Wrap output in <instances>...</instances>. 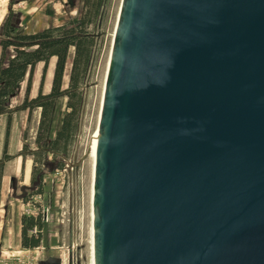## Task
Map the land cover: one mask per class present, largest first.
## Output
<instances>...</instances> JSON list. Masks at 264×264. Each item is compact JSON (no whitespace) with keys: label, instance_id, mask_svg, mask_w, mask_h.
Instances as JSON below:
<instances>
[{"label":"water","instance_id":"water-1","mask_svg":"<svg viewBox=\"0 0 264 264\" xmlns=\"http://www.w3.org/2000/svg\"><path fill=\"white\" fill-rule=\"evenodd\" d=\"M91 217L94 264H264V0H121Z\"/></svg>","mask_w":264,"mask_h":264},{"label":"rangeland","instance_id":"rangeland-1","mask_svg":"<svg viewBox=\"0 0 264 264\" xmlns=\"http://www.w3.org/2000/svg\"><path fill=\"white\" fill-rule=\"evenodd\" d=\"M84 0H6L0 1V26L11 11V23L15 29L27 33H34L52 26H69L74 20L80 18L84 11ZM121 0H103L95 22L87 25L86 31L95 38V45L91 63L82 85V103L78 116V129L76 132L70 158L66 160L65 168L55 169L52 165L44 170V190L42 194L29 195L30 176L19 173L13 181L8 182V195L6 202L12 208L19 209L21 214L36 215L41 213L45 234L51 238L57 235L58 249H28L27 253L31 264H55L61 260L62 264H90V191L92 160L87 156L78 168L73 166L88 149L97 130L98 115L105 80L106 67L113 39L116 19ZM70 49L66 69L65 84L70 70L73 56ZM49 66V64H48ZM48 68V67H47ZM42 65L36 67L33 77V90L39 86ZM47 73V70H46ZM46 75V74H45ZM46 76L42 89L44 90ZM24 83L19 89L17 97L11 100V105L17 104L23 95ZM65 99H60L56 113V122L67 111ZM36 109L27 115L17 112L12 116L10 133L17 135V145L8 147V152L15 156L23 143L30 149L35 147ZM6 117L0 118L1 139L4 138ZM54 130V129H53ZM25 133V136H23ZM9 146V142H8ZM19 148V149H18ZM18 149V150H17ZM14 161L19 166L21 156ZM13 157L11 160H14ZM28 159V160H27ZM30 160V162H29ZM31 157L26 156V165H31ZM50 160V158L48 159ZM10 161V160H9ZM72 163V164H71ZM10 188V189H9ZM29 196L27 202L23 198ZM58 244V243H57ZM17 254V253H16Z\"/></svg>","mask_w":264,"mask_h":264},{"label":"trees","instance_id":"trees-1","mask_svg":"<svg viewBox=\"0 0 264 264\" xmlns=\"http://www.w3.org/2000/svg\"><path fill=\"white\" fill-rule=\"evenodd\" d=\"M103 0H84V11L80 18L69 26H52L34 33L15 29L11 23V11L7 13L0 26V116H6L3 151L0 157V183L5 163L13 155L8 154L7 146L11 118L20 111L39 109L34 144L30 149L22 144L16 156L22 160L26 156L32 159L30 171L29 195L42 194L44 190V170L52 165L63 169L70 158L76 132L78 116L82 103V85L89 69L94 45V36L86 31L89 24L95 22ZM73 56L65 84V69L70 49ZM55 58L51 87L43 93L42 84L51 58ZM42 64V72L36 96L31 97V88L36 67ZM24 83L21 100L11 105V100L18 96ZM65 98L67 111L64 112L58 130L53 133V122L58 109V102ZM25 136V133L24 135ZM50 158V160H48ZM29 196L24 197L27 202ZM36 227V234L31 230ZM42 215L23 214L21 216V248L35 249L41 245Z\"/></svg>","mask_w":264,"mask_h":264},{"label":"crops","instance_id":"crops-1","mask_svg":"<svg viewBox=\"0 0 264 264\" xmlns=\"http://www.w3.org/2000/svg\"><path fill=\"white\" fill-rule=\"evenodd\" d=\"M54 62H55V58L53 57L49 61V66L47 68V73L45 75L46 81H45V86H44L45 88H44V90L42 89L43 93H48L50 90ZM35 72H36V70H35ZM33 86H34V83H32V88H31V93H30L31 97L36 96L37 91H38V88L36 90H33ZM62 99H65V98H62ZM65 101H66V99H65ZM36 111L38 113L36 123L38 124L40 110L36 109ZM20 112L25 113V115H27V117H28V111H20ZM62 115H61V118L59 120H57V122H56V115H55V119L53 122V129H54L53 133L59 129L60 124H61ZM2 117H6V116H0V118H2ZM5 124H6V120H5ZM11 125H13L12 121H11ZM11 125H10V129H11ZM36 127H37V125H36ZM1 128H2V123L0 124V157L2 155L3 144H4V138H3V140L1 139ZM8 142H9V146H7V150H8V147L10 148V146H12V145H14V147H15L17 145V135L12 134V130H11V133L9 131ZM19 151H20V149H19ZM8 154L13 155L12 153H10V151L8 152ZM16 155H15L14 160H10V161H7L5 163V165L3 167L1 183H0V258L1 257H8V256L16 254V253L25 252L24 251L25 249H22L21 245H20V243H21V216H22V214L18 208L17 209L12 208L11 204L9 202L8 203L6 202V198L8 195V182L13 181L14 178L17 176V174H19L20 172L24 173V176H25V174H26L25 170H26L27 166H29V171H31L32 160H31V165L30 164L26 165L25 159L22 160V158H21V160L19 162V166H17V164L15 165V163H13L14 161H16L19 158ZM29 162H30V160H29ZM29 176H30V172H29L28 177ZM55 237H57V235H53L50 238L48 234H45L44 226H43L41 245L39 247H37L36 249H46V248H50V249H58L59 248L60 249V248H62L59 246V242H58L59 239L55 238ZM57 261H59V263H61L60 259L56 260V263H57ZM42 264H47V262L42 261Z\"/></svg>","mask_w":264,"mask_h":264},{"label":"bare ground","instance_id":"bare-ground-1","mask_svg":"<svg viewBox=\"0 0 264 264\" xmlns=\"http://www.w3.org/2000/svg\"><path fill=\"white\" fill-rule=\"evenodd\" d=\"M0 1H6V0H0ZM2 16L3 15H0V19L2 18ZM103 86H104V83H103ZM96 138H97V130H96V133L94 134L93 139L91 141V154H90V158L92 160L91 181H92V176H93V163H94V157H95ZM25 172H26L25 175H27L28 170H25ZM91 194H92V182H91V191H90V264H94V261H93V241H92Z\"/></svg>","mask_w":264,"mask_h":264},{"label":"built area","instance_id":"built-area-1","mask_svg":"<svg viewBox=\"0 0 264 264\" xmlns=\"http://www.w3.org/2000/svg\"><path fill=\"white\" fill-rule=\"evenodd\" d=\"M37 229L34 227L31 230V233L36 234ZM23 253H17L10 255L8 257H1L0 264H31V260L28 257L27 253L31 250L25 249Z\"/></svg>","mask_w":264,"mask_h":264}]
</instances>
